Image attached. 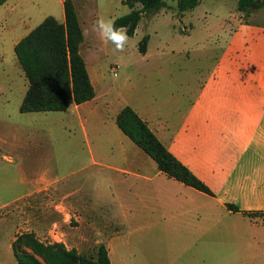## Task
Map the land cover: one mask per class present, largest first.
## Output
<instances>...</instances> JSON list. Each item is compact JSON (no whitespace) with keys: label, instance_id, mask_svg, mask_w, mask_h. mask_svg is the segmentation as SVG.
<instances>
[{"label":"crops","instance_id":"crops-1","mask_svg":"<svg viewBox=\"0 0 264 264\" xmlns=\"http://www.w3.org/2000/svg\"><path fill=\"white\" fill-rule=\"evenodd\" d=\"M56 1L63 7L58 16L45 14L37 22L32 20V13L37 12L35 0H7L0 7V58L3 64L13 62L21 67L16 55L12 54L14 46L46 17L65 21L64 0ZM99 1V9L113 11V0ZM119 2L124 8L123 15L129 13L130 8L123 0ZM200 3L201 0L195 8L183 12L160 9L152 24L154 34L144 35L149 37L145 53L140 52L138 43L135 60L137 67L143 69L144 77L150 76L152 68L158 67L169 84L175 85V92H170L168 99L159 102L150 89L144 88L132 90L128 96L120 94L110 99L114 87L105 75L100 74L94 80L83 57L95 87L96 95L92 100L74 103L66 111L20 112L22 117H18V123H9L16 131L0 136V255L6 251V241L12 247L11 242L16 239L12 234L14 240L10 241L5 229V224L12 220L11 210L15 205L26 201L35 209L43 203L65 209L72 202V190L52 176L49 159L57 153L59 163L69 164L71 128L75 123L87 144L84 152L93 162L124 177L128 196H125L127 202L123 199L121 205L142 206L145 221L149 220L148 227L153 231L158 230L168 238H195L196 254L207 250L212 255H225L219 264H232L229 255L250 245L248 233L254 240L255 250L264 249V24L245 20L238 9L218 23L205 18L198 29L192 19ZM97 12V8L92 12V26ZM111 15L109 19L113 21L120 17ZM169 15L172 18L170 24L180 22L183 25L180 30L184 35L171 32L169 38L165 37L160 27L168 26L166 16ZM147 16L140 21L146 20L145 27L151 25ZM81 26L84 41L80 52L84 47L91 49L95 45L94 28L89 27L88 39L82 23ZM121 30L126 33L125 28ZM134 35L126 34L131 39ZM175 64L178 72L174 75L167 69ZM191 65H194L192 71L189 70ZM21 74L27 84L20 94V105L28 89L23 70ZM121 84L127 85L126 82ZM189 95L190 99L185 103ZM0 103L2 107L9 101L0 99ZM126 106L132 107L167 149L209 186L213 196L167 176L153 158L122 132L117 122L115 135L101 128L94 138L97 146L88 144V120H96L103 127L110 119L116 121ZM40 114H50L44 117L47 120L44 126H55L57 133L53 134L51 130V135L33 132L29 119L35 122L31 116L40 119ZM37 125L41 124L38 122ZM112 127L115 129L114 123ZM59 140L64 144L58 149L53 146V153L42 149L43 143ZM102 157L109 164H104ZM229 206H236L240 211H233ZM52 210L49 212H54ZM244 211L263 214L250 217ZM95 222L97 231L104 233L107 228ZM115 229L108 234L113 239L111 249L108 248L112 264H118L115 241L119 232ZM190 250L188 247L182 253ZM188 260L192 264L195 259Z\"/></svg>","mask_w":264,"mask_h":264},{"label":"rangeland","instance_id":"rangeland-1","mask_svg":"<svg viewBox=\"0 0 264 264\" xmlns=\"http://www.w3.org/2000/svg\"><path fill=\"white\" fill-rule=\"evenodd\" d=\"M35 1L37 2L35 7L37 15L32 13L33 22H37L45 14L58 16L59 11L63 8L56 0ZM259 1L262 4L259 9L251 10L247 14L242 13L245 20L264 24V0ZM113 2V11H108L103 7L99 9L101 3L99 0H77L75 5L79 20L84 26L88 39L90 38L89 31H91L89 27H93L95 31V45L91 49L84 47L81 51L87 61L92 77L96 80L98 75H105L107 82L114 87V90L109 94L110 99L120 94L128 96L129 93H132V90L138 91L143 88L147 91L150 89L152 95H155L159 102L168 99L171 96L170 92H175V85L169 84L158 67L152 68L151 75L144 77L143 69L137 67L135 60L138 53V43L148 32L154 34L152 24L157 19L156 13L149 16L145 15L150 19L151 25L145 27L146 20L140 22L139 29L134 37L132 39L128 37L129 42H126L122 50H116L112 41L105 40L100 35L99 30L95 27L96 22L94 26L91 25L94 22L92 12L96 8L98 11L96 21L100 18L107 20L112 16L111 14L123 16L124 8L122 4L119 0H113ZM235 5H237V0H201L200 5L194 12L192 24L199 29L205 22V18L218 23L230 12L238 11V7H235ZM161 10L176 12L179 10L177 0H165ZM166 19L169 23L168 26L163 24L160 27L165 37L169 38L171 32L173 35H184V32L182 33L180 30V27L183 26L180 22L176 25L170 24L171 15L166 16ZM160 20L161 23L163 20L161 18ZM12 54L15 55L14 52ZM115 64L119 65L118 76H114L112 71ZM176 65L169 67L167 70L175 75L178 72ZM20 69L22 70L13 62H9L7 65L3 64L0 58V99L9 101V103L0 107V136L5 137L16 131V127L9 123H18V117H22L19 111L20 103L18 102L21 92L26 89L27 82L23 78ZM189 70H194V65H191ZM124 82L127 83L126 87L121 84ZM189 99L190 95L185 98V103ZM40 115V119L31 116L33 120H36L35 122L29 119L33 132H38L41 135H51V130L53 134L57 133L55 126H44L47 121L44 120V117L50 114ZM109 116L111 118L112 113ZM38 122L41 125H37ZM112 123L115 124V129L112 127ZM101 128L110 135H115L116 129L118 130L116 121H112V119H110L108 125L104 124L103 127L96 120L89 119L87 123L89 131L88 144L93 147L97 146L94 138L101 131ZM71 133L72 157L69 164L63 166L59 163L60 156L55 152L49 160L52 162V176L55 179L62 180L66 185L65 187L72 190V202L65 209L64 207H48L46 203L37 206L35 209L28 203L26 204V201L15 205L10 216L14 221L11 220V222L5 224L7 237H11L10 241L14 240L13 235L17 238L21 233L32 232L46 244L61 242L68 249H76L83 256L93 257L100 244H105L111 249L113 239L111 236L108 237V234H110L112 228H116L115 230L119 232L115 241L118 264H190L188 258L193 257L195 260L192 264L221 263L224 254L212 255L207 250L199 255L196 254V246L198 245H195V240H197L195 238L187 239L176 236L168 238L162 236L158 230L155 232L150 229L148 227L149 220L145 221L142 206H122L121 202L123 199L127 202L125 196H128L127 185L123 181L124 177L104 167L101 163L93 162L90 155L84 152L87 151V144L78 123L72 125ZM63 144V141L59 140L43 143L41 146L45 151L53 153V146L58 149ZM114 144H117V142ZM102 162L109 164L104 158ZM51 210L54 212H49ZM95 220L96 225L107 228L104 233L97 231L94 224ZM247 241L250 245L240 249L237 253L230 254L229 261L232 264H264V249L260 252L255 250L254 240L249 233ZM8 244L6 241V251L0 255V262L18 264L13 247ZM188 247L191 248L189 253L183 254L182 251ZM111 252L113 253L112 250ZM111 256L115 259L113 254Z\"/></svg>","mask_w":264,"mask_h":264},{"label":"trees","instance_id":"trees-1","mask_svg":"<svg viewBox=\"0 0 264 264\" xmlns=\"http://www.w3.org/2000/svg\"><path fill=\"white\" fill-rule=\"evenodd\" d=\"M7 0H0V7ZM165 0H123L130 12L114 20V28H125L133 36L144 15L158 12ZM199 0H177L179 11L195 8ZM239 11L249 13L259 9V0H237ZM65 21L48 16L15 46L14 53L28 81V89L20 105L21 113L66 111L72 104L92 100L95 87L85 59L80 52L84 33L75 0H64ZM148 36L139 43L146 52ZM117 125L135 144L157 163L167 176L196 190L213 196L209 186L183 164L157 137L148 123L130 106L117 115ZM240 211L236 206H229ZM253 217L262 212L244 211ZM18 264H112L105 244L97 247L93 257H86L76 249H68L61 242L46 244L32 232L20 234L12 244Z\"/></svg>","mask_w":264,"mask_h":264},{"label":"clouds","instance_id":"clouds-1","mask_svg":"<svg viewBox=\"0 0 264 264\" xmlns=\"http://www.w3.org/2000/svg\"><path fill=\"white\" fill-rule=\"evenodd\" d=\"M114 21L100 18L96 21L95 27L99 30L100 35L115 44L116 50H122L128 40L126 34L119 28H114Z\"/></svg>","mask_w":264,"mask_h":264},{"label":"built area","instance_id":"built-area-1","mask_svg":"<svg viewBox=\"0 0 264 264\" xmlns=\"http://www.w3.org/2000/svg\"><path fill=\"white\" fill-rule=\"evenodd\" d=\"M112 71L114 73V76H118V72H119V65L115 64L112 68Z\"/></svg>","mask_w":264,"mask_h":264}]
</instances>
